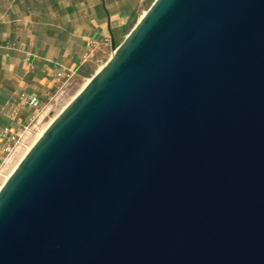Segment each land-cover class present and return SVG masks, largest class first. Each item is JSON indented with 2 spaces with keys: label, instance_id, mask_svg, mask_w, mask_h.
<instances>
[{
  "label": "water",
  "instance_id": "water-1",
  "mask_svg": "<svg viewBox=\"0 0 264 264\" xmlns=\"http://www.w3.org/2000/svg\"><path fill=\"white\" fill-rule=\"evenodd\" d=\"M0 188V264H264V0H154Z\"/></svg>",
  "mask_w": 264,
  "mask_h": 264
},
{
  "label": "crops",
  "instance_id": "crops-1",
  "mask_svg": "<svg viewBox=\"0 0 264 264\" xmlns=\"http://www.w3.org/2000/svg\"><path fill=\"white\" fill-rule=\"evenodd\" d=\"M143 1L0 0V129L14 110L37 109L18 103L22 92L41 98L56 88V65L79 69L105 51L109 19L112 30L124 26Z\"/></svg>",
  "mask_w": 264,
  "mask_h": 264
},
{
  "label": "rangeland",
  "instance_id": "rangeland-1",
  "mask_svg": "<svg viewBox=\"0 0 264 264\" xmlns=\"http://www.w3.org/2000/svg\"><path fill=\"white\" fill-rule=\"evenodd\" d=\"M154 0H144L132 14L127 23L122 27L114 29V35L117 45L120 44L133 26L137 23L143 13L150 7ZM112 55L111 46H107L105 51L99 52L95 57L90 58L77 71L75 78L66 92L50 99V95L54 93L53 88L48 94L41 95V104L37 109L31 110L26 107L21 114H15L16 119H11L12 126L24 140L23 144H19L14 154L9 158L4 166V175L6 176L19 159L27 151L32 142L39 136V133L45 126L58 115V113L71 101V99L82 89L88 80L108 61ZM25 106V105H21ZM47 128V127H46ZM37 140V139H36ZM5 178V177H4Z\"/></svg>",
  "mask_w": 264,
  "mask_h": 264
},
{
  "label": "built area",
  "instance_id": "built-area-1",
  "mask_svg": "<svg viewBox=\"0 0 264 264\" xmlns=\"http://www.w3.org/2000/svg\"><path fill=\"white\" fill-rule=\"evenodd\" d=\"M94 41L88 42V47H93ZM89 53L86 54L85 59L89 57ZM78 68H67L62 64H57L54 72L55 79L57 80V86L53 94L50 95V99H54L57 96L63 95L69 86L72 84ZM18 103L20 105H28L33 108H38L41 104V98L37 93L22 92L18 97ZM16 114V110L12 112V116ZM21 135L15 131L10 125H5L0 129V186L4 180V166L9 158L14 154L19 144H23Z\"/></svg>",
  "mask_w": 264,
  "mask_h": 264
},
{
  "label": "bare ground",
  "instance_id": "bare-ground-1",
  "mask_svg": "<svg viewBox=\"0 0 264 264\" xmlns=\"http://www.w3.org/2000/svg\"><path fill=\"white\" fill-rule=\"evenodd\" d=\"M46 127H47V126H45V127L42 129V131L39 133V136L44 132V130L46 129ZM39 136H38V137H39ZM38 137H37V138H38ZM37 138H36V139H37ZM36 139L32 142V144L36 141ZM32 144L28 147L27 151L30 149V147L32 146ZM27 151H26V152H27ZM26 152H25V153H26ZM25 153H24V155H25ZM24 155H23V156H24ZM23 156H22V157H23ZM22 157L19 159V161L22 159ZM19 161L15 164V166L11 169V171L5 176V178H4V180H3V183H4L5 180L8 178V176L11 174V172L14 170V168L17 166V164L19 163ZM1 186H2V184H1ZM1 186H0V188H1Z\"/></svg>",
  "mask_w": 264,
  "mask_h": 264
}]
</instances>
